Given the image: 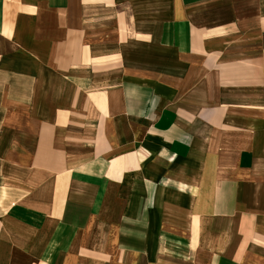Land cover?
<instances>
[{"label":"crops","instance_id":"obj_1","mask_svg":"<svg viewBox=\"0 0 264 264\" xmlns=\"http://www.w3.org/2000/svg\"><path fill=\"white\" fill-rule=\"evenodd\" d=\"M0 264H264V0H0Z\"/></svg>","mask_w":264,"mask_h":264}]
</instances>
